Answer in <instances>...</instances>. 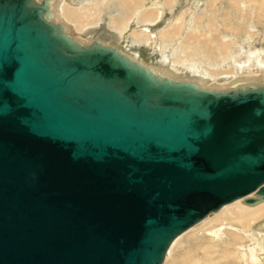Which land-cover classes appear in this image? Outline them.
<instances>
[{
  "label": "water",
  "instance_id": "water-1",
  "mask_svg": "<svg viewBox=\"0 0 264 264\" xmlns=\"http://www.w3.org/2000/svg\"><path fill=\"white\" fill-rule=\"evenodd\" d=\"M49 15L0 0V264H163L207 215L264 202V83L172 81Z\"/></svg>",
  "mask_w": 264,
  "mask_h": 264
},
{
  "label": "rangeland",
  "instance_id": "rangeland-1",
  "mask_svg": "<svg viewBox=\"0 0 264 264\" xmlns=\"http://www.w3.org/2000/svg\"><path fill=\"white\" fill-rule=\"evenodd\" d=\"M166 1L57 0L56 8L62 18L60 21L65 23L72 37L82 42L101 39L135 57L141 64L163 67L178 78L224 84L227 76L240 74L238 66H235L247 61L246 54L253 51V47L259 58H264V0L261 4L252 0ZM63 7L77 12L83 21L82 28H78L80 21H69ZM179 23L180 31H172ZM190 36L200 38L189 41ZM246 42L254 45L248 46ZM240 47L246 52L240 51ZM189 230L180 236L164 264H181L187 257L193 258L197 264H252L240 257L236 260L235 257L224 256L236 251L234 247H227L232 242L227 231L220 239L213 240L205 228ZM209 245L216 248L208 247L206 250Z\"/></svg>",
  "mask_w": 264,
  "mask_h": 264
},
{
  "label": "bare ground",
  "instance_id": "bare-ground-1",
  "mask_svg": "<svg viewBox=\"0 0 264 264\" xmlns=\"http://www.w3.org/2000/svg\"><path fill=\"white\" fill-rule=\"evenodd\" d=\"M36 1L40 2L39 0H36ZM47 1L49 2V10H50L49 20L52 21L53 23H60L63 26L65 33L69 37H71L72 39L80 42L82 45H89L92 42H97V43H100L101 45H104V46H107V47H112V48H115V49L118 50V48L115 47L113 44H108L107 45V43H105L101 39H95V40L92 39V41H89V42H82L81 40H78V39L72 37L71 35H69L67 26L65 25V23L60 21L62 18L60 19L61 16L59 17V15L57 14V8H56L57 7V0H54V2H53V0H47ZM129 1H131V0H129ZM171 1L172 0H167L166 3L167 2L170 3ZM252 1L261 4L262 0H252ZM262 2L264 3V1H262ZM133 6H135V5H133ZM68 7H65V8L63 7V9H65L66 16L68 17V19H70L69 21L70 22H78V21H80V23H78V28H82L81 27V22L83 23V21L80 20V18H79L80 16L78 17V14H76L77 12L71 10ZM150 7H152V6H150ZM137 10H138V13H139L140 12L139 9H137ZM63 12L64 11H62L61 13L63 14ZM79 14H81V12H79ZM155 14H157V12ZM82 15H83V13H82ZM63 16H65V15H63ZM77 17H78V19H77ZM134 17H135V15H134ZM179 26H180V23L176 24L171 30L175 32L176 29L179 30ZM174 32H173V34H174ZM176 32H178V31H176ZM134 35H136V34H134ZM115 36H116V38H115V40H116L117 39V34H115ZM111 37H112V35H111ZM196 37L195 36H190V38L188 40L189 41L193 40ZM197 38L199 39L200 36H198ZM111 40H112V38H111ZM250 44H252V43H247L246 42V45H248V46H253L254 45V43L252 45H250ZM263 47H264V45H263ZM213 49H215V48H213ZM239 49L242 52H246L243 47H240ZM119 52L122 53L123 55L127 56L129 59L135 61L136 63H139L140 65H143L144 67H146L147 69L152 71L155 75H160L161 77L168 78V79H170L172 81H181V82L194 83L198 87L203 88V89H207V90L229 91V90L236 89L238 87H247V86L254 87V86L261 85V84L264 83V58H259V56L257 54V51H256V48L254 49V47H253V51H251L250 53L246 54L247 61L246 62L243 61L242 62L243 64L235 66L236 68L238 66L240 74H238V73H237L238 75L231 74V77L227 76L226 77L227 82H225L224 84L205 82L203 80H196V79L178 78V77L173 76L171 71L168 70V69H165L163 67H155V66L145 65L144 63L141 64L140 62H138V60L135 57H133L131 55H128V54H126V53H124L122 51H119ZM261 54H263V52H261ZM230 66H232V65L230 64ZM239 66H241V68ZM222 71H223V69H222ZM236 71H238V69H236ZM248 73H250V74H248ZM238 76H241V77H238ZM197 228H201V229L205 228V230L207 231L206 233L209 236H211V239H213V240L214 239L215 240L220 239L221 237L224 236L225 231H227L228 236L232 239V242L229 243V245H231V246H227V247H232V248L234 247L233 250L235 249L236 251L231 252V254H229V255L225 254L224 255L225 257L226 256L227 257H235L236 260H239L240 258H242L243 260H249V262L251 261L252 264H264V202L258 203L256 205H245L242 202V200L239 199V200H237V201H235L233 203L224 205L218 211L207 215L205 217V219L201 220L199 223H197V225L194 228H192V229L189 228L190 230L189 229L188 230L189 231H193L194 229H197ZM181 235H179L171 243L170 247L168 248L166 256L169 257L172 248L174 247V245L178 241V239H180ZM210 245L206 246L205 249L207 250L208 247H210ZM210 248L213 250V248L215 249L216 246H211ZM228 253H230V252H228ZM166 259H168V258H165V260ZM165 262H163V264ZM197 263L198 262L195 261L191 257H187L181 262V264H197Z\"/></svg>",
  "mask_w": 264,
  "mask_h": 264
}]
</instances>
